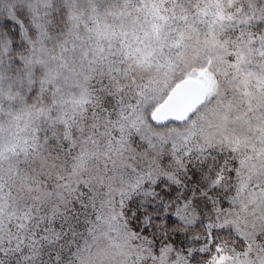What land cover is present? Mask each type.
<instances>
[{"label":"snow or ice","instance_id":"snow-or-ice-1","mask_svg":"<svg viewBox=\"0 0 264 264\" xmlns=\"http://www.w3.org/2000/svg\"><path fill=\"white\" fill-rule=\"evenodd\" d=\"M0 264H264V0H0Z\"/></svg>","mask_w":264,"mask_h":264}]
</instances>
